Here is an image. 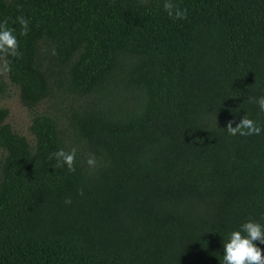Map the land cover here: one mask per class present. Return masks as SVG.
I'll return each mask as SVG.
<instances>
[{
  "label": "trees",
  "instance_id": "trees-1",
  "mask_svg": "<svg viewBox=\"0 0 264 264\" xmlns=\"http://www.w3.org/2000/svg\"><path fill=\"white\" fill-rule=\"evenodd\" d=\"M171 2L184 19L164 0H0L19 51L0 94L71 96L34 111L31 140L0 106V264H221L229 231L264 224V0ZM241 115L261 134L228 132ZM72 147L69 172L50 156Z\"/></svg>",
  "mask_w": 264,
  "mask_h": 264
},
{
  "label": "clouds",
  "instance_id": "clouds-1",
  "mask_svg": "<svg viewBox=\"0 0 264 264\" xmlns=\"http://www.w3.org/2000/svg\"><path fill=\"white\" fill-rule=\"evenodd\" d=\"M163 8L167 15L174 19H184L187 15L185 9L175 6L171 0H164ZM18 21L26 31L28 21L23 17H18ZM0 53L13 57L19 55L16 36L6 23H0ZM248 102H255L259 110L264 112V94L254 99L248 97ZM226 128L228 132L239 136L260 135L262 132L261 125L247 115H241L234 125L228 122ZM76 154L75 147L67 151L60 148L52 153L50 158L55 160L57 167L62 166L69 172H74L76 170L74 167ZM86 163L89 168H92L95 166L96 160L92 155H89ZM64 203H71V199L65 198ZM258 245H264V224L252 219L245 220L238 228L227 233L226 239L222 243L221 264H264V255L261 254L262 250Z\"/></svg>",
  "mask_w": 264,
  "mask_h": 264
},
{
  "label": "rangeland",
  "instance_id": "rangeland-1",
  "mask_svg": "<svg viewBox=\"0 0 264 264\" xmlns=\"http://www.w3.org/2000/svg\"><path fill=\"white\" fill-rule=\"evenodd\" d=\"M70 98L71 96L69 95L60 94L57 99L44 100L39 105H37L34 110H29L20 102L17 87L10 85L4 93L0 94V106H5L8 108V116L6 121L11 124L12 128L18 133L24 135L26 138H28V140H31L32 134L30 132L29 126L34 111L46 112L52 110L57 111L59 108H68V103L71 101Z\"/></svg>",
  "mask_w": 264,
  "mask_h": 264
}]
</instances>
